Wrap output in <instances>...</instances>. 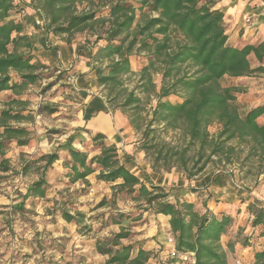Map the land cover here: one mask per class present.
Masks as SVG:
<instances>
[{"label": "trees", "instance_id": "obj_1", "mask_svg": "<svg viewBox=\"0 0 264 264\" xmlns=\"http://www.w3.org/2000/svg\"><path fill=\"white\" fill-rule=\"evenodd\" d=\"M218 1L136 0V6L130 0H0V95L12 92L0 109V155L6 154L12 141L22 146L32 139V131L18 124L34 119L31 111L25 113L30 101L20 97L50 67L35 55L34 39L15 17L32 8L42 15L47 34L60 36L68 43L79 33L95 36L93 44L105 41L95 52L90 41L85 43L90 49L91 70L98 85L106 89L108 110L129 112L131 125L142 131L141 148L156 172L176 168L191 180L205 174L209 163L218 162L223 167L214 175L223 172L232 181L235 176L227 164H238L250 175H264V104L249 105L236 95L245 89L249 78L264 75V41L231 44L225 14L216 7ZM137 54H145V61L134 70L131 58ZM252 56L259 65H252ZM155 74L161 75L159 88ZM132 75L138 76V88L145 97L125 86L124 77ZM226 78L237 81L224 85ZM152 95L157 102L148 120L144 103ZM172 95L179 99L171 100ZM153 122L180 131L184 141L172 143L153 135ZM215 122L220 128L212 135L208 127ZM91 134L93 145L100 148L93 156L71 143L66 145L69 156L64 164L71 182L90 184L88 176L99 168L97 178L113 183L112 197L103 199L100 205L116 203L125 194L136 200L144 198L155 213L170 216L176 248L193 252L195 264H229L223 237L229 234L233 215L216 214L209 208L201 212L195 202L187 199L170 201L166 186L154 182L148 186L127 168L119 148L107 143L105 134ZM58 150L23 166L22 172L27 173L42 162L41 176L29 186L25 198L46 197L50 187L46 172L60 158ZM10 169V161L3 158L0 170ZM247 210L254 231L264 237V204L249 202ZM62 215L68 222H81L83 216L68 210ZM126 217L120 213L111 216V222L121 225ZM131 236V231L122 227L112 236L98 239L97 251L107 255L101 264H153L152 258L155 264H166L157 253L133 242H122ZM252 236L245 235V246L252 244ZM226 245L233 250L235 242L229 239ZM252 264H264V247L255 253Z\"/></svg>", "mask_w": 264, "mask_h": 264}, {"label": "rangeland", "instance_id": "obj_2", "mask_svg": "<svg viewBox=\"0 0 264 264\" xmlns=\"http://www.w3.org/2000/svg\"><path fill=\"white\" fill-rule=\"evenodd\" d=\"M130 1L138 6L136 0ZM138 13H140L139 10ZM60 38L64 40L62 37ZM74 39L79 43L73 62L82 56H87L90 61L89 71L84 73L72 71L73 67H70L69 64L64 68L49 65L48 69L43 70V78L38 83L30 85L20 97L30 101L25 113L31 111L34 119L18 124L27 126L32 131V139L27 145L22 146L12 141L7 147L6 154L0 155V162L6 158L10 161L11 166L8 171L0 170V264H101L107 255L97 251V240L112 236L122 227H125L131 231L132 236L131 239H123L122 242H133L139 246L140 240H138L137 234L140 231V226L145 225V215L152 212V208L144 198L136 200L131 195L126 194L119 196L116 203L100 205L103 199L112 197L113 183L99 180L96 172L88 176L92 179H89L90 184H86L82 180L71 182L67 176L68 168L64 164L65 159L69 156L67 144L71 143L74 147L89 152V156L100 151L99 147L93 145L92 131L86 125L81 124V110L85 102L84 92L76 82L77 77L86 73L94 75L93 81L96 87L92 93H98L105 101L107 100L106 89L98 85L96 74L91 70L90 49L87 46L88 41H90L95 52L105 41L100 40L93 44L96 38L89 33H79ZM78 50L81 51V54L77 53ZM144 56L145 54L132 56L131 62L134 70H139L142 67L145 61ZM251 62L252 65L259 63L254 56L251 57ZM124 79L125 86L129 90L133 89L136 94L145 97L144 92L138 88L137 75L125 76ZM154 80L159 88L161 75L155 74ZM236 81L226 78L223 84L231 85ZM262 84H264V75L252 76L245 84V89L242 92H236L238 99L245 101V98L254 97ZM11 96V91L1 93L0 109ZM170 99L174 101L179 98L172 95ZM156 102L157 99L152 95L144 103V114L147 115L148 120L152 118V109ZM117 110L122 111L121 109ZM122 112L130 121L129 112ZM151 127L156 130L153 135L160 136L166 141L172 143L184 141L180 131L167 129L163 124L157 122H153ZM219 128L220 125L216 122L208 127L212 135H216ZM133 129L136 133L138 148L145 153L146 161L152 167L146 151L141 148L142 131L138 132L134 127ZM106 141L109 143L107 139ZM56 150H58L60 158L46 172V177L50 183L46 197L25 198L29 186L41 176L42 169H39V165H42V162L31 167L27 173L22 172L23 166L28 161ZM222 167L218 162L209 163L205 174L197 179L204 175L210 176ZM226 167L235 176L234 181L230 180L235 187L249 192V195L242 196L246 203L243 206L247 208L248 203L253 201L264 204L263 174L250 175L246 172V168L242 169L238 164H227ZM173 172L181 171L173 168L170 171L162 170L157 173L164 175ZM217 174H223L227 177L223 172ZM155 177L157 178L154 181L147 179L146 184L148 186L151 182L159 184L158 177L161 176ZM217 182L221 181L217 180ZM160 185L167 187L168 199L175 202L172 195L177 187L170 183ZM195 195L198 197V205L203 212L206 197H201L199 192ZM63 210H68L73 214L81 212L83 214L80 217L81 222H68L62 215ZM146 212L147 214H145ZM243 212V209L240 208L239 215L235 217L229 228V234L223 237L224 247L227 250L229 248L226 242L229 239L235 243L243 244L244 242L246 235L244 225H251V217L250 215L246 217ZM120 213L127 215L122 224L112 223L111 216L117 217ZM239 227H244L245 230ZM165 261L168 264V260Z\"/></svg>", "mask_w": 264, "mask_h": 264}, {"label": "crops", "instance_id": "obj_3", "mask_svg": "<svg viewBox=\"0 0 264 264\" xmlns=\"http://www.w3.org/2000/svg\"><path fill=\"white\" fill-rule=\"evenodd\" d=\"M30 1V0H27ZM217 8H220L225 14L226 32L229 35V42L235 46H244L246 44H257L264 41V0H219ZM21 20L26 27V32L34 39V53L44 63L60 68L68 64L75 72H88L90 61L87 56H82L74 61L76 57V47L79 41L73 40L67 43L59 36L47 34L43 27L42 15L32 9L27 8L22 14L15 16ZM258 63L257 65H259ZM257 65H253L254 67ZM92 74H84L77 77L76 82L84 92L85 105L81 110V124L86 125L93 133L101 132L106 135L109 143H115L119 148L121 161L128 169L138 175L141 180L147 183L148 180L154 181L158 177L159 184H172L177 188L172 195L175 199L183 201L187 199L198 205L197 191L191 187L200 188V196L206 197L205 208H209L214 213H229L236 217L239 215V209H243L246 217L249 212L242 196L249 195L241 188L235 187L230 178L223 174L210 176L204 175L200 179H188L183 172L167 173L160 175L146 161L145 153L138 148L136 133L128 117L120 110L110 112L104 98L98 93L93 94L92 90L96 87ZM258 93L254 97L245 98L244 102L249 105L264 104V84L257 89ZM100 169L95 172L98 174ZM94 172V173H95ZM96 177V175H95ZM218 177V178H217ZM90 180H92L89 177ZM211 180V181H210ZM217 180L221 182H217ZM250 197V196H249ZM252 199V198H250ZM263 203V202H262ZM246 212V213H245ZM147 214V212L145 213ZM144 226H140L138 240L143 248L157 253L162 260H169V250L173 247L167 242V238L173 235L170 226V216L155 213L152 209L148 215H145ZM142 220V219H141ZM246 234H252V239L245 246L236 242L233 250H227L229 264H252L255 253L264 247V237L259 236L258 231H254L251 225H244ZM174 236V235H173ZM156 259L151 262L155 264ZM169 263V262H168ZM176 264H184L177 261ZM193 264V263H187Z\"/></svg>", "mask_w": 264, "mask_h": 264}, {"label": "built area", "instance_id": "obj_4", "mask_svg": "<svg viewBox=\"0 0 264 264\" xmlns=\"http://www.w3.org/2000/svg\"><path fill=\"white\" fill-rule=\"evenodd\" d=\"M167 242L173 245V247L168 252L169 254L168 264H176L177 261L182 262V263L189 262V263L195 264L194 253L191 251H179L176 248V240L173 235H170L167 238Z\"/></svg>", "mask_w": 264, "mask_h": 264}]
</instances>
